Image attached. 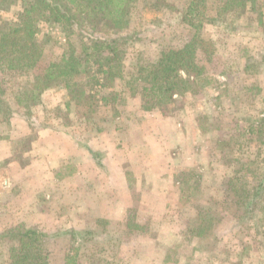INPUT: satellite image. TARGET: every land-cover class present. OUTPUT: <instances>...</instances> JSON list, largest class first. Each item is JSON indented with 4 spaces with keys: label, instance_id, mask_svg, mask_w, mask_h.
<instances>
[{
    "label": "rangeland",
    "instance_id": "1",
    "mask_svg": "<svg viewBox=\"0 0 264 264\" xmlns=\"http://www.w3.org/2000/svg\"><path fill=\"white\" fill-rule=\"evenodd\" d=\"M169 1L170 8L159 12L138 7L129 27L107 38H120L125 52L123 79L110 89L96 85L99 73L93 60L98 51L92 47L84 52V44L91 46L100 32L41 26L39 40H47L42 66L81 51L89 59L78 74L68 77L78 84L76 91L93 96L87 117L74 101L66 105V77L38 101L26 103L17 96L32 89L34 72L2 76L3 98L13 115L8 123H0V141L12 138L8 159L0 150L1 165L27 166L39 133L62 132L69 137L61 141L58 134L56 144L50 142L51 161L73 157L76 142L85 147L90 139L98 146L114 143L116 152L107 155L106 149H98L91 155L108 165L125 162L128 185L123 189L103 165L83 160L79 172L74 173L73 165L55 171L52 182L44 180L45 186L37 187L42 193L34 198L30 181L40 178H32L33 172L21 175L11 169L6 185L1 170L0 236L18 227L47 232L49 264H65L74 246L80 248L76 264H264V192L256 195L264 181V0L222 23L207 25L202 33L216 51L210 62L199 54L197 65L203 73L197 69L183 74L194 83L192 91L175 97L164 111L147 112L140 94L132 95L127 88V80L162 52L182 48L195 33L181 18L190 0ZM22 7L23 0H17L1 9L0 23L17 21ZM181 131L187 136L182 145L176 135ZM138 142L145 145L132 149ZM74 175L75 182L65 180ZM61 178L65 182H57ZM242 183L254 204L246 214L234 194ZM69 231L80 235H63ZM12 246L14 242L0 238V264L9 263Z\"/></svg>",
    "mask_w": 264,
    "mask_h": 264
},
{
    "label": "trees",
    "instance_id": "2",
    "mask_svg": "<svg viewBox=\"0 0 264 264\" xmlns=\"http://www.w3.org/2000/svg\"><path fill=\"white\" fill-rule=\"evenodd\" d=\"M209 1L190 0V4L182 11V22L195 31L182 48L162 52L154 62L139 66L137 72L127 80L126 85L131 94H140L144 111H164L174 103L175 97H182L191 92L194 83L183 74L188 75L197 69L203 73V69L197 65L199 54L203 55L205 61L210 62L216 51L213 43L202 33L205 27L222 23L227 17L246 11L257 0H216V4L213 0L212 6ZM16 2L17 0H0V10L10 8ZM140 6L147 11L159 12L170 8V1L23 0L17 21L0 23V83L4 74L33 71L32 89L17 96L18 102L29 103L38 101L45 90L57 85L66 77L68 80L65 86L69 96L66 105L70 106L71 101H74L80 115L87 117L93 96L76 91L78 84H71L68 77L78 74L79 66L89 59L83 58L81 51L79 54H71V57L64 55L59 63L42 66L47 40H39L41 26L61 24L81 29L90 27L93 33L100 32L102 36L95 37L91 46L84 44V52L89 53V48L92 47L98 51V59L93 60V63L98 65L99 73L96 85L110 89L114 87L116 80L123 79L125 52L119 47L120 38H107L115 34V30L127 29L133 11ZM103 100L106 101L105 98ZM86 107L89 108L88 112H84ZM12 115L13 111L3 98L0 84V123H8ZM234 189V194L239 199V207L246 206L245 214L252 211L254 204L245 196L246 185L242 183L239 188ZM261 192H264V181L259 183L256 195ZM63 235L75 238L80 233L69 231ZM48 237V234L36 227H18L6 231L0 238L14 242L8 264H49L45 251V241ZM79 252L80 248L74 246L65 256V264H76Z\"/></svg>",
    "mask_w": 264,
    "mask_h": 264
},
{
    "label": "crops",
    "instance_id": "3",
    "mask_svg": "<svg viewBox=\"0 0 264 264\" xmlns=\"http://www.w3.org/2000/svg\"><path fill=\"white\" fill-rule=\"evenodd\" d=\"M163 118L170 121V120H176V118H180V117H176V118L175 117H163ZM115 130H117V129L115 128ZM116 133L117 132H115V134ZM58 134L61 137V139H60L61 141H62V138L64 140H66V138L69 137L65 133L53 132V131H49V130H44L41 133H39L40 136L36 138V141L33 144V147L30 151L31 153L29 152L30 154L28 156L31 157L32 160L28 163L27 166L21 167V168L19 167V168L15 169L16 165H14L13 163H9L6 165L4 163H3L4 165L0 164V167H2L0 169V171L3 170V172H5V174H4L5 178L10 176V172H11L10 170L11 169L17 170L18 173H20V171L21 172L23 171L25 174H28L29 172H33L31 174L32 178H34V179L40 178V179H38V181L37 180L30 181L31 182L30 186H32V188L34 189V190L32 189V192L35 193L34 198H37V196L39 194H41L43 191L40 188L45 186L44 180H47V181L49 180L52 182V180H51L52 176L54 174L56 176V173H54V172L57 171L59 168L66 167L67 165H73L74 173L79 172V170H81L80 165L83 162V160H88L91 166L96 167L99 165L100 166L103 165L104 166L103 168H105L107 171H111L110 175L113 178V180H114V174L116 175L117 179L114 180L115 184L121 186L123 189L127 188L128 179H127L126 171L124 169L125 166L123 165V163H125V162H122V164H119V165H114L111 162L108 165L109 162H99L98 160L96 161L93 158V155H91V150L97 151L98 149H106L104 151L106 152L107 155L110 153H113L114 150L116 152V149L118 148L117 145H115L114 143L107 142L106 145L98 146L97 142L93 141L94 139H90L87 143V147H85V146L76 142L72 147L73 157H70V158L65 157V159H64V157L58 158L57 156H55L54 158L57 157V159H55V161H51L52 156H51V153L49 152V149H50V147L52 148V143H50V142H53V144H56L55 139L57 138ZM176 135L178 137L181 136L180 137V141H181L180 145H182V140L183 139L185 140V138L187 137V136H185V131H181V133H176ZM172 141H173L172 143L174 144V139ZM136 144L137 145L134 146L132 149H136L138 151L141 149L142 146L145 145L144 142L143 143L138 142ZM174 145H176V144H174ZM177 145H179V144H177ZM11 147H12V138H9L8 140L5 139V140L0 141V150L3 153V159L6 160L10 157L11 149H12ZM122 150L126 151L123 147H122ZM36 171H40V172H36ZM24 173L23 174L20 173V174L24 175ZM75 178H76V176L73 178L69 177L65 180H69V182H70L71 180L74 181ZM65 180L61 178V179H58L57 182H60V181L65 182ZM4 181H5V184L8 185V178L5 179ZM26 186H29V184L28 185L26 184ZM39 186H41V187L38 189L37 187H39ZM57 192H58V189H57ZM48 193L51 195L50 192H48ZM127 203H129V202H127Z\"/></svg>",
    "mask_w": 264,
    "mask_h": 264
}]
</instances>
